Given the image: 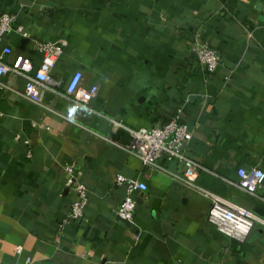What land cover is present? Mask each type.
Here are the masks:
<instances>
[{
  "label": "crops",
  "instance_id": "crops-1",
  "mask_svg": "<svg viewBox=\"0 0 264 264\" xmlns=\"http://www.w3.org/2000/svg\"><path fill=\"white\" fill-rule=\"evenodd\" d=\"M3 11L15 16L5 59L21 53L37 68V42L63 40L58 90L82 70L98 92L95 110L80 106L70 121L65 95L45 88L37 103L23 75L2 77L0 264H264V221L244 241L232 238L208 220L203 192L264 219V200L233 183L240 167L264 168V0H0ZM196 31L222 55L214 72L193 49ZM180 106L193 130L184 150L205 166L201 190L178 159L143 163L127 148L129 129L112 121L156 126ZM69 163L89 189L77 220L66 218ZM118 174L147 183L132 221L116 212L125 195Z\"/></svg>",
  "mask_w": 264,
  "mask_h": 264
},
{
  "label": "built area",
  "instance_id": "built-area-1",
  "mask_svg": "<svg viewBox=\"0 0 264 264\" xmlns=\"http://www.w3.org/2000/svg\"><path fill=\"white\" fill-rule=\"evenodd\" d=\"M14 18V14L9 11L0 13V47L2 48V53H0V81L9 72L23 75L26 78L24 93L29 99L37 103L41 101V92L45 88L60 92L70 99V107L64 114L65 118L70 121H74L75 111L80 106L95 110L90 101L97 94L98 85H85L82 70L74 72L64 91L57 88L58 83L54 79L52 71L64 53L65 41H38L36 48L42 54V59L37 68L34 67L29 56L21 53L16 54L11 61L5 59V55L12 52V47L9 44H4L3 41L7 33L14 27ZM16 28L23 30L22 25H18ZM193 49L196 51L199 61L206 66L209 72H214L222 63V55L219 49L205 40L198 31L194 35ZM183 112V107H178L169 119L156 126L130 127L121 121L115 119L112 121L129 129L132 140L127 148L140 157L143 163L158 166V161L162 157L178 159L184 165L185 181L201 190L196 179L200 170L205 166L199 160L188 156L184 150L186 143L193 135V130L183 119ZM28 155H31V151L28 152ZM65 167L69 173L67 184L72 188L75 196L66 218L81 219L88 204L89 189L87 184L75 175L74 164L69 163ZM237 173L238 179L233 183L240 189L264 200V168L260 166H254L251 169L240 167ZM115 182L125 188V195L116 207L117 215L132 221L137 204L136 191L145 190L147 183L139 178L128 177L123 174H118ZM203 192L211 199V206L207 215L208 220L217 229L232 238L244 241L254 224L257 221H264L250 207L212 191L203 190ZM22 251L23 246L18 244L16 252L20 254ZM26 260L30 261L31 257L27 256Z\"/></svg>",
  "mask_w": 264,
  "mask_h": 264
}]
</instances>
